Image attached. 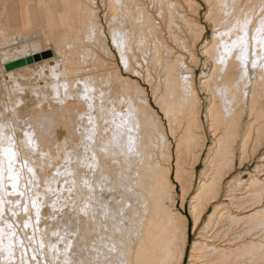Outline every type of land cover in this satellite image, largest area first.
Instances as JSON below:
<instances>
[{"label": "bare ground", "instance_id": "6f19581e", "mask_svg": "<svg viewBox=\"0 0 264 264\" xmlns=\"http://www.w3.org/2000/svg\"><path fill=\"white\" fill-rule=\"evenodd\" d=\"M85 1L71 0L59 40L55 37V46L66 49L62 44L76 32L72 14L90 15L91 58L79 71L86 76L90 103L83 111L75 108L77 99L72 102L75 119H81L76 128L87 126L85 153L92 165L82 176L88 179L85 189L75 171L73 188L63 191L65 200L86 209L72 264H184L190 219L199 233L187 264H264V155L248 178L227 180L238 155L241 163L247 161L264 144V46L253 39L264 21V0H203V22L197 0H108L107 33L95 18L94 0ZM245 20L248 46L242 53L237 38ZM206 23L213 32L204 41ZM37 37H22L11 49L21 56L13 58L52 49L35 48ZM110 41L124 68L114 60ZM200 42L205 106L194 75ZM68 52L66 64L73 66L74 47ZM55 55L7 70L6 78L33 66L39 76L47 69L53 74ZM96 96L105 99L98 102ZM204 107L213 139L194 189L195 168L208 141ZM82 132L76 133V146L84 141ZM177 194L183 205L191 198L189 217L175 207ZM0 264L9 262L0 257Z\"/></svg>", "mask_w": 264, "mask_h": 264}, {"label": "rangeland", "instance_id": "374dc122", "mask_svg": "<svg viewBox=\"0 0 264 264\" xmlns=\"http://www.w3.org/2000/svg\"><path fill=\"white\" fill-rule=\"evenodd\" d=\"M197 1L202 5L200 19L203 22L207 6L203 3V0ZM85 2L92 4L91 0ZM11 3L16 4L14 0H0V169L3 170L2 179H0V201H3V217L0 218V228H3L5 232L2 239H0V257L7 260L9 264L13 262L14 264H72V255L76 248L77 226L85 223L86 209L84 210L82 206L79 207V204H73L65 200L64 197L67 193L63 194V191L73 188L72 182L74 181L75 171L79 172L81 188L85 189V186L88 185V179H84L82 176L89 172L90 165H92L90 157L85 153L88 147L85 143L86 133H84L87 126L82 125L77 129L76 124L81 119L78 121L77 118L76 120L73 112L75 108L84 111L87 106L83 104L89 105L90 103L89 98L91 96L88 86L87 99L84 98L86 84L83 79L86 76L80 73V69L88 67V63H90L92 50L91 28L86 25V22L91 18H89L90 15L87 19L86 15L84 17V15L72 12L74 19L77 21L76 32L70 37L71 41L62 44V46L66 44L63 46L66 49L62 48L63 50H61L55 46L59 42L57 38L59 36L56 35H59L57 31H62V27L59 25L63 18V11L70 6L71 0H54V4L52 0L45 1L46 10L40 9V16L29 18L27 23L21 22L16 17L18 11L15 8H10V11L6 10V4ZM93 3L96 13L95 18H98V22H101L103 28L106 27L104 30L107 33L109 31L107 21H110L108 19L110 17L109 1L94 0ZM42 11L44 16L41 15ZM206 24L204 41L209 39L213 32L212 25ZM53 31H56L57 34ZM36 35L39 39L41 38L40 41L43 44L40 42L41 44L38 45L37 43L35 48L37 46H43L41 48L48 46L52 48L50 50L53 55L56 53L52 61V65L55 67L54 73L52 74L47 69L45 76H39V71L32 65L34 67V69H31L32 71L27 70V72L16 74L15 77L6 78L7 70L5 64H3L5 58L11 60L14 59L15 55L17 57L21 56L19 51L14 54L7 51L9 45L15 40L14 44L18 46L22 37H34ZM203 42H200L196 47L198 57L201 56ZM106 43L108 44V41ZM109 43L114 60L124 68L117 50L112 46L111 41ZM72 46L74 47L73 60L76 61L73 66L69 63L66 64L68 62L67 53H69L68 50ZM65 52L67 56L64 55ZM200 58V67L198 66L194 70V75L195 84L204 100L206 96H203L205 95L204 92L201 93L199 78L204 70L202 65L205 57ZM71 67L78 70V72L71 73L68 70ZM191 67L193 68V66ZM45 78H48L49 83H45ZM141 82L146 86L147 94H149L151 102L155 105L150 86L142 79ZM76 99L77 102L79 101L78 103H75ZM97 99L98 102L104 101L105 97L100 96L98 98L96 96ZM205 100L203 106L207 105ZM72 101L77 105H74ZM62 109L65 114H61ZM204 112L205 107L202 121L208 132V123ZM60 114L64 116L60 117ZM64 118H67L66 120L69 123H66V120H63ZM78 131H83L80 136L84 138V141L76 146L75 137ZM25 133L36 145L35 148L27 143ZM211 138V133L208 132L207 146L199 161L200 164L198 163L197 169L195 168L194 189L199 184V173L205 165L208 145L212 143L211 140L213 139ZM262 146L257 151L258 153L256 152V156L254 155V158L249 157L247 161L245 160L242 163L238 155L235 160V167L228 173L227 180L237 175L246 179L255 172L256 165L264 155V144ZM9 147L16 153L11 171L8 168L9 160L6 151ZM29 168L32 169L31 172L28 171ZM11 175L17 176V180H10ZM85 181H87V184H85ZM13 183L17 185L16 189L11 187ZM175 185L176 191L180 193L179 183L175 182ZM20 193H23V195L21 196ZM224 199L225 197L222 196L220 201ZM31 201H36V207H32ZM190 201L191 198L188 197L183 205L179 194H177L175 207L189 217ZM25 206L28 208L27 212L24 211ZM212 209L213 206L209 208L208 212H212ZM78 210H80V214L77 213ZM37 211L39 215L38 223L36 219ZM208 212L204 216L203 224L209 214ZM25 222L28 223L27 228L24 227ZM8 224L13 226L15 236L10 235L7 228ZM192 225L190 219L184 264H187L191 243L199 233V230L193 231Z\"/></svg>", "mask_w": 264, "mask_h": 264}, {"label": "snow or ice", "instance_id": "6c2138e0", "mask_svg": "<svg viewBox=\"0 0 264 264\" xmlns=\"http://www.w3.org/2000/svg\"><path fill=\"white\" fill-rule=\"evenodd\" d=\"M249 23H250V21H247V20L244 21V23L241 25V28H240V32L242 33V35L238 36V38H237V42L239 44L240 51L242 53L246 50V48L248 46V24ZM257 34H258L257 37H253V39H257L258 43L261 46H264V21L261 22V27L259 29H257ZM220 63H224V57L223 56L220 57ZM87 91H88V87H87V85H85V91H84V98L85 99H87ZM25 136L27 137V143L29 145H31L33 148H35L36 145L34 144L32 139L30 137H28L27 133H25ZM6 151H7L8 160H9L8 168H9V171H11L12 168H13V162H14V159L16 157V153L11 150V147H9V149H7ZM28 171L31 172L32 169L29 168ZM2 173H3V170L0 169V179H2ZM9 179L15 181V180H17V176L11 175L9 177ZM85 184H87V181H85ZM11 187L13 189H16L17 185L15 183H13L11 185ZM70 190L71 189H69V191ZM20 195L22 196L23 193H20ZM31 204H32V207H36V201H31ZM24 211L25 212L28 211L27 206L24 207ZM13 215H15V213H13ZM2 217H3V201H0V218H2ZM36 219H37V223H38V221H39L38 211H37ZM24 227L25 228L28 227V223L27 222H25ZM7 228L9 229L10 235L11 236H15V230L13 229V226L11 224H8ZM4 234H5L4 229L0 228V239H2Z\"/></svg>", "mask_w": 264, "mask_h": 264}, {"label": "crops", "instance_id": "0c3cea01", "mask_svg": "<svg viewBox=\"0 0 264 264\" xmlns=\"http://www.w3.org/2000/svg\"><path fill=\"white\" fill-rule=\"evenodd\" d=\"M1 1H4V0H1ZM45 1L49 2L50 0H14V2H16V4H14V5L12 3L6 4L7 9L6 8L5 9L10 11V8H12V9L15 8L16 11H18V14H16L17 15L16 17H18L21 22L27 23L29 18H34L35 16L36 17L40 16L39 15L40 9L46 10L45 4H44ZM52 2L54 4V0H52ZM41 15L44 16L43 11L41 12ZM14 41L15 40H13V43L9 45L10 47L7 49V51H11V49L14 46H17L14 44ZM13 60H16V59H11L10 61H13ZM10 61H7V63ZM4 62H3V64H6Z\"/></svg>", "mask_w": 264, "mask_h": 264}, {"label": "water", "instance_id": "95a60500", "mask_svg": "<svg viewBox=\"0 0 264 264\" xmlns=\"http://www.w3.org/2000/svg\"><path fill=\"white\" fill-rule=\"evenodd\" d=\"M53 52L51 50L42 51L41 53H36L34 55H29L27 57L19 58L14 61H10L5 64L6 70H12L24 66L26 64H32L36 61L51 57Z\"/></svg>", "mask_w": 264, "mask_h": 264}]
</instances>
